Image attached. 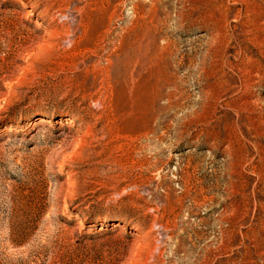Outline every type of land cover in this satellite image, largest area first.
<instances>
[{"label":"rangeland","instance_id":"1","mask_svg":"<svg viewBox=\"0 0 264 264\" xmlns=\"http://www.w3.org/2000/svg\"><path fill=\"white\" fill-rule=\"evenodd\" d=\"M0 264H264V0H0Z\"/></svg>","mask_w":264,"mask_h":264},{"label":"bare ground","instance_id":"2","mask_svg":"<svg viewBox=\"0 0 264 264\" xmlns=\"http://www.w3.org/2000/svg\"><path fill=\"white\" fill-rule=\"evenodd\" d=\"M54 18V17H53ZM70 122H75V119L71 118V119H68Z\"/></svg>","mask_w":264,"mask_h":264}]
</instances>
